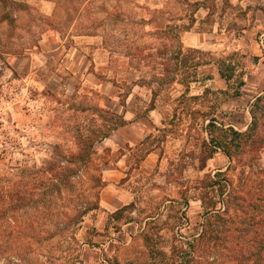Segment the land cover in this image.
I'll return each instance as SVG.
<instances>
[{"label":"rangeland","instance_id":"rangeland-1","mask_svg":"<svg viewBox=\"0 0 264 264\" xmlns=\"http://www.w3.org/2000/svg\"><path fill=\"white\" fill-rule=\"evenodd\" d=\"M217 59L235 65L229 82ZM263 94L264 0H0V199L9 207L14 183L50 162L78 169L60 192L37 190L44 205L0 216V264H67L78 249L83 264H153L175 233H198L199 181L219 170L232 198L224 242L189 264H235L246 202L264 198V150L217 152L200 169L203 116L244 132ZM90 138L89 159L71 161ZM107 193L134 204L122 219Z\"/></svg>","mask_w":264,"mask_h":264},{"label":"trees","instance_id":"trees-1","mask_svg":"<svg viewBox=\"0 0 264 264\" xmlns=\"http://www.w3.org/2000/svg\"><path fill=\"white\" fill-rule=\"evenodd\" d=\"M179 34H175L178 36ZM181 54V51L178 53ZM178 56V55H177ZM176 58H179L176 57ZM204 61V59H202ZM182 60H177L175 72L170 73L167 71L163 75L165 82H171L176 79L178 72L183 68ZM203 62H197L195 67L202 65ZM182 64V65H181ZM218 72L222 78L226 81H230L235 74V65L231 62H227L226 59H217ZM185 68V65H184ZM177 70V71H176ZM187 74V73H186ZM192 77L191 80L186 81V91L189 88L188 83L191 81H198V72L187 75ZM200 78V77H199ZM264 100V94L256 98L251 109L252 121L247 130L242 132L234 129L232 126H226L219 123L214 117H207L204 115V123L202 128L205 132V137L202 138L201 148L199 153L200 169H205L207 161L212 158L215 153L223 152L230 159L244 153H258L264 150V133L259 129L258 114L263 105L261 102ZM116 121L115 127H120L126 123L124 113H115ZM173 130L172 128L162 129L163 137L166 138V133ZM110 134V131H106L101 137H106ZM89 148L85 151H79L71 155V161H83L86 162L93 153V144L95 138H90ZM152 149L142 155L141 159H144ZM78 169L74 166H64L57 164L56 162H50L44 167H39L30 171L28 178H24L26 183L16 182L14 183V189L9 191L10 201L9 207L5 206V203L0 199V216L6 214L9 210L18 211L21 209L35 208L37 205H44L41 198L42 193H38L40 196L36 197V192L45 186L47 183L48 191L60 192L61 185L70 183L71 178L75 176ZM43 190V189H42ZM197 197L201 201L203 208L202 222L200 230L193 238L186 241L182 240L181 236L174 234V241L171 244V256H168L163 250H159L160 260L153 264H189V262L202 260L209 253L218 250L224 242V228L226 224V215L228 214L231 201V186L226 178L225 171H216L215 173L205 174L199 181ZM2 196V195H1ZM40 198V199H38ZM133 204V203H132ZM127 205L117 209L112 213V217L117 220L122 219L125 215V211L129 209ZM184 204H189V198L184 199ZM134 206V204H133ZM96 208V207H93ZM89 209L84 211H76L72 214V217L77 223L82 221L83 215ZM223 222L224 224H221ZM241 225L237 231L238 244L240 248L236 254H231V258L235 264H264V198H256L248 200L246 202V210H244V216L241 218ZM43 233H37V239ZM53 236V235H51ZM44 238H42V241ZM69 263L67 264H83L82 255L80 250H75L69 256Z\"/></svg>","mask_w":264,"mask_h":264},{"label":"crops","instance_id":"crops-1","mask_svg":"<svg viewBox=\"0 0 264 264\" xmlns=\"http://www.w3.org/2000/svg\"><path fill=\"white\" fill-rule=\"evenodd\" d=\"M121 199L122 198L120 196H116V194H114V193L113 194L107 193L104 196V201L107 204V206L114 207L115 209L121 207L120 204H119V201Z\"/></svg>","mask_w":264,"mask_h":264}]
</instances>
